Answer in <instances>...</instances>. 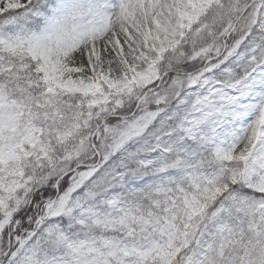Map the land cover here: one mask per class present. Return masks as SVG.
Returning <instances> with one entry per match:
<instances>
[{
  "label": "snow or ice",
  "instance_id": "6c2138e0",
  "mask_svg": "<svg viewBox=\"0 0 264 264\" xmlns=\"http://www.w3.org/2000/svg\"><path fill=\"white\" fill-rule=\"evenodd\" d=\"M0 264H264V0H0Z\"/></svg>",
  "mask_w": 264,
  "mask_h": 264
}]
</instances>
